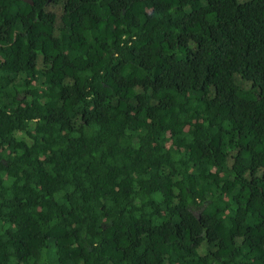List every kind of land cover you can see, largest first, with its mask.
Returning <instances> with one entry per match:
<instances>
[{"label": "trees", "instance_id": "trees-1", "mask_svg": "<svg viewBox=\"0 0 264 264\" xmlns=\"http://www.w3.org/2000/svg\"><path fill=\"white\" fill-rule=\"evenodd\" d=\"M0 0V264H264V0Z\"/></svg>", "mask_w": 264, "mask_h": 264}, {"label": "water", "instance_id": "water-1", "mask_svg": "<svg viewBox=\"0 0 264 264\" xmlns=\"http://www.w3.org/2000/svg\"><path fill=\"white\" fill-rule=\"evenodd\" d=\"M25 1H29V2H32L31 0H25Z\"/></svg>", "mask_w": 264, "mask_h": 264}]
</instances>
